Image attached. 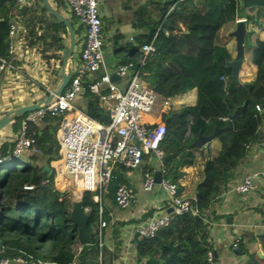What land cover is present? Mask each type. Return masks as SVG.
<instances>
[{"label":"trees","instance_id":"1","mask_svg":"<svg viewBox=\"0 0 264 264\" xmlns=\"http://www.w3.org/2000/svg\"><path fill=\"white\" fill-rule=\"evenodd\" d=\"M47 1L66 8L62 0ZM14 6L15 0H0V58H7ZM19 17L28 32V43L35 47L58 82L61 52L68 45L64 25L48 13L40 0L21 9ZM238 21H245L244 51L250 50L248 64L255 67L256 73L252 80L239 79L235 84L225 65L232 61L227 45L233 40ZM261 26L264 0H144L133 9L130 29L135 34L128 42L118 33L107 37L112 23H101L102 48L110 47L118 60L116 67L131 64V70H139L141 83L157 96L158 109L165 101L171 104L169 111L161 115L165 127L158 145L159 172L165 182L175 187L177 199L189 201L188 211L173 215L167 226L140 241L135 253L139 264H208L207 253L216 261L210 224L221 216L216 213L215 204L251 150L264 144V32L258 30ZM62 30L63 38L59 35ZM73 30L77 35L80 29ZM151 42L154 51L140 65L141 47ZM188 93H194L193 100L178 103ZM82 98L80 109L102 122L101 113L108 112L98 97L88 92ZM23 118L13 119L14 132L19 131ZM60 120L61 115L42 119L46 137L36 141L35 146L42 147L46 165L58 159L55 133ZM214 130L220 143L216 155L192 145L198 133L209 136ZM27 135H31L29 130ZM12 147L3 142L0 157H7ZM18 164L11 168L0 165V258L43 264H114L119 254L118 232L113 230L114 244L109 247L102 229L101 247L98 246V205L88 197L80 201L88 217L89 243L78 248L77 228L70 217L74 202L71 194L57 191L51 176L42 173V168ZM130 170L134 169L114 164L112 187L126 184L125 173ZM138 170L150 168L145 165ZM24 186L32 188L26 190ZM107 199L113 201V197ZM103 200L102 217L108 224ZM257 212L264 215V210ZM236 241L234 252L242 264H264V258L251 255L248 249L252 243L264 248V232H244Z\"/></svg>","mask_w":264,"mask_h":264},{"label":"built area","instance_id":"2","mask_svg":"<svg viewBox=\"0 0 264 264\" xmlns=\"http://www.w3.org/2000/svg\"><path fill=\"white\" fill-rule=\"evenodd\" d=\"M69 8L76 27L81 29L82 47L75 56L74 70L70 81L60 96L46 105H40L35 111L24 115L11 153L0 157V165L7 162L21 163L19 160L31 150L41 151L35 146L36 136H28L31 125L42 121L46 116L61 115L56 129L58 159L52 163V185L59 192L69 193L73 201H82L80 196L89 197L95 192L98 205V246L101 247V230L106 227L102 217V199L113 197L114 204L124 209L133 201V195L126 184L112 187L110 182L114 164L130 169L148 166L150 170L142 172V190L149 192L155 185L154 173L160 171L161 153L159 142L164 135L165 124L161 119L164 110L170 109V102L165 101L158 112L154 111L157 96L139 79V70H131V64L109 69L103 59L102 41L100 39L101 20L97 0H62ZM30 6L29 0H15L12 10L13 19L9 25V45L7 58H0V74L9 66L8 59L18 52V42H25L27 30L19 23L20 10ZM172 9V8H171ZM264 31V26L259 28ZM22 49L26 44L21 43ZM153 43L141 47L140 65L148 55L153 53ZM264 72V67L262 69ZM99 74L98 79L91 80L92 75ZM115 75L122 81V87L110 78ZM223 80V78H221ZM86 81L82 84L83 81ZM44 91L49 95L47 87ZM102 91L104 94H102ZM92 93L99 103L106 105L109 121L98 122L87 116L80 108L75 107L77 98ZM258 110V106L255 107ZM264 178V167L258 173ZM255 176H247L233 187L239 194L256 193L259 187L253 182ZM72 188L69 189L68 186ZM165 194V205L170 212L152 214L138 228V239L151 238L161 227L167 226L173 215L188 211L189 201L175 197V187L163 179L158 184ZM32 187L24 186L30 190ZM194 213V212H193ZM195 214V213H194ZM237 239V238H236ZM236 239L231 242L233 251L237 248ZM208 264H219L207 253ZM42 264L21 258H0V264Z\"/></svg>","mask_w":264,"mask_h":264},{"label":"crops","instance_id":"3","mask_svg":"<svg viewBox=\"0 0 264 264\" xmlns=\"http://www.w3.org/2000/svg\"><path fill=\"white\" fill-rule=\"evenodd\" d=\"M99 18L101 23L111 22L112 29L108 32L107 37L114 33L122 35L124 41H131L134 32L130 29V22L133 18V9L136 5L144 2V0H97ZM30 6L34 0H29ZM50 7L66 19H70L72 14L67 6L62 9L57 7L51 1L48 2ZM62 11L66 12L64 15ZM72 28L76 27L74 19L70 21ZM259 30V29H258ZM264 32V31H262ZM64 31H60L61 38L64 37ZM82 33L75 35V49L65 66V73H71L74 70L75 56L82 47ZM23 41V40H22ZM21 40L18 44V52L9 59V66L0 74V118L7 113L17 110L21 107L35 105L41 102L44 97V88L47 87L50 91H54L59 83L55 80L50 69L40 59L39 54L33 45H30L27 40ZM21 43L26 44V48L22 49ZM68 44V41H67ZM68 46V45H67ZM67 48V47H66ZM227 49L231 57H234L235 46L231 40ZM247 52V57L246 53ZM103 59L109 69H114L118 62L110 47L106 45L102 48ZM249 54V55H248ZM250 58L249 51H244L245 64L242 65L238 78L240 81H250L254 78L256 69L248 64ZM264 65V63H263ZM99 74L92 75L91 80L98 79ZM119 87H122V81H117ZM194 98V93H188L178 99V103L187 104ZM84 104L83 98H77L74 102L75 107L81 108ZM106 110V105L100 104ZM169 109L164 110L167 113ZM12 121L0 129V146L3 142H8L14 145L19 131L14 132ZM22 121V120H21ZM20 121V122H21ZM20 129V127H19ZM44 124L42 121L35 123L29 127V132L32 136H36L38 140H43L46 134L43 132ZM220 148L218 139H213L210 142L209 151L211 155H216ZM211 155V156H214ZM23 163H28L37 168H43L45 157L41 151L31 150L21 157ZM53 161L48 165L52 166ZM264 167V144L256 146L251 150L240 167L234 172L233 177L227 184V189L221 194L215 204L217 214L221 216L218 222L210 224L214 251L216 252V261L219 264H239L240 258L231 249V242L238 238L244 232H253L260 234L264 232V215H261L257 210H264V178L258 173ZM52 168V167H51ZM253 182L259 187L256 193L239 194L233 191V187L239 184L247 176H252ZM126 185L130 188L133 195L132 203L124 208H118L111 199L104 198L106 219L108 224L104 228L103 240L105 244L112 247L113 230H117V241L119 254L116 257L114 264H139L136 261L135 253L138 245L134 240L140 225L150 216L147 213H161L170 211L165 205V194L163 190L155 185L149 192L142 190V172L141 170H130L125 173ZM106 222V221H105ZM117 224V225H115ZM120 224V225H119ZM137 241L140 240L137 238ZM258 250L263 253L264 248L258 244ZM81 246L78 244V248ZM13 264V263H10ZM43 264V263H42Z\"/></svg>","mask_w":264,"mask_h":264},{"label":"water","instance_id":"4","mask_svg":"<svg viewBox=\"0 0 264 264\" xmlns=\"http://www.w3.org/2000/svg\"><path fill=\"white\" fill-rule=\"evenodd\" d=\"M40 2L42 3L43 7L48 11L49 14H51L60 23H62V25H64L67 31V34H68V46L67 48L63 49L61 52L62 63H61V68H60V73H59L60 83L58 87L54 91H52L49 95H47L41 102L35 105L21 107L17 110L7 113L5 116L0 118V129H2L4 126L9 124L11 120L15 119L16 117H22L29 112L35 111L39 108L40 105H46L50 103L53 98L60 96L65 90V88L67 87L70 81V78H71V73L69 72L65 73V66L68 60L71 58L74 52V49H75V44H76L75 34L72 28V24L65 17L55 13L53 9L50 7L47 0H40ZM244 36H245V21H238L236 23L235 30L232 33V38H233L234 46H235V54H234V57L232 58V61L225 65V69L230 70L231 80L235 84L239 83L238 74H239V71L242 65L245 63L244 46H243ZM110 81L116 82L118 81V78L115 75H112L110 78ZM101 121L107 123L109 121L108 115L101 113ZM215 137H216V130H214V132L209 136H204L201 133H198L192 145L197 148L204 147L206 149H209L210 142L213 139H215ZM52 172L53 170L50 167V165H45L42 168V173H47L49 176L52 175ZM161 180H162L161 173L159 171H156L154 173L155 184L158 185L161 182ZM169 212L170 211H168V213ZM70 217H71L73 225L77 228L78 244L80 246L87 245L89 243V234L86 229L88 217L83 213L79 201L75 200L73 202ZM137 238H138V232L135 233L134 240L136 242V245H139L140 242L137 241ZM248 249L251 255H256L260 259L264 258V253H261L258 250V245L256 243L250 244ZM234 253L238 255L236 252ZM213 254L215 255V252H213Z\"/></svg>","mask_w":264,"mask_h":264},{"label":"rangeland","instance_id":"5","mask_svg":"<svg viewBox=\"0 0 264 264\" xmlns=\"http://www.w3.org/2000/svg\"><path fill=\"white\" fill-rule=\"evenodd\" d=\"M63 9V8H62ZM62 13L64 14V15H67V13L66 12H64V11H62ZM249 53H250V50H249ZM246 54V57H247V52L245 53ZM249 55V54H248ZM245 64V63H244ZM243 64V65H244ZM154 111L155 112H158L159 111V109H158V104H156V106H155V108H154ZM213 153V151L211 150V155H214V154H212ZM13 162H7V163H5V164H3V166L4 167H8V168H11V167H13ZM17 165H19V164H17ZM264 253V252H263ZM242 262L243 261H241L240 260V263L239 264H242Z\"/></svg>","mask_w":264,"mask_h":264},{"label":"bare ground","instance_id":"6","mask_svg":"<svg viewBox=\"0 0 264 264\" xmlns=\"http://www.w3.org/2000/svg\"><path fill=\"white\" fill-rule=\"evenodd\" d=\"M68 188L71 189L72 186L69 185ZM89 197H90L89 200H91V201H94L97 198L95 192H91V194L89 195ZM80 198L84 199L85 198V195L80 196Z\"/></svg>","mask_w":264,"mask_h":264}]
</instances>
